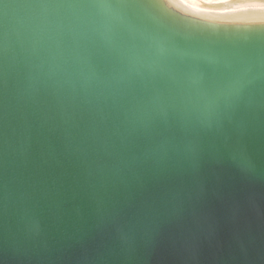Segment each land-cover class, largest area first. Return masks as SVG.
<instances>
[{
  "label": "water",
  "instance_id": "95a60500",
  "mask_svg": "<svg viewBox=\"0 0 264 264\" xmlns=\"http://www.w3.org/2000/svg\"><path fill=\"white\" fill-rule=\"evenodd\" d=\"M114 3L0 0V264H264V38Z\"/></svg>",
  "mask_w": 264,
  "mask_h": 264
},
{
  "label": "bare ground",
  "instance_id": "6f19581e",
  "mask_svg": "<svg viewBox=\"0 0 264 264\" xmlns=\"http://www.w3.org/2000/svg\"><path fill=\"white\" fill-rule=\"evenodd\" d=\"M143 8L176 30L222 37H263L264 0H150Z\"/></svg>",
  "mask_w": 264,
  "mask_h": 264
},
{
  "label": "snow or ice",
  "instance_id": "6c2138e0",
  "mask_svg": "<svg viewBox=\"0 0 264 264\" xmlns=\"http://www.w3.org/2000/svg\"><path fill=\"white\" fill-rule=\"evenodd\" d=\"M151 6L150 0H115L114 7H123L127 8L133 14L143 8ZM158 92L161 98L167 94V82L161 78L158 81H155L152 85ZM226 87H231V83H227Z\"/></svg>",
  "mask_w": 264,
  "mask_h": 264
}]
</instances>
